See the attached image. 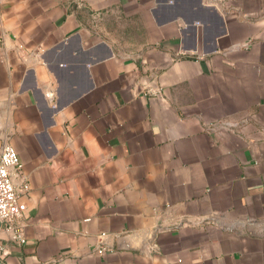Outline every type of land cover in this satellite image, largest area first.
Segmentation results:
<instances>
[{"label": "crops", "instance_id": "0c3cea01", "mask_svg": "<svg viewBox=\"0 0 264 264\" xmlns=\"http://www.w3.org/2000/svg\"><path fill=\"white\" fill-rule=\"evenodd\" d=\"M6 144L0 264H264V0H0Z\"/></svg>", "mask_w": 264, "mask_h": 264}, {"label": "built area", "instance_id": "2783aa9c", "mask_svg": "<svg viewBox=\"0 0 264 264\" xmlns=\"http://www.w3.org/2000/svg\"><path fill=\"white\" fill-rule=\"evenodd\" d=\"M20 179V185L16 180ZM30 189L24 164L14 146L6 144L0 149V226L11 231L12 238L17 243H25L21 220L23 211L20 204V190ZM4 245L0 242V256L3 254ZM103 249H98L101 253Z\"/></svg>", "mask_w": 264, "mask_h": 264}]
</instances>
